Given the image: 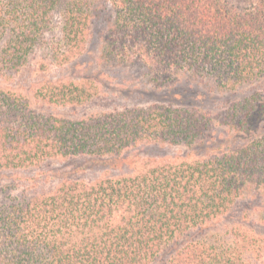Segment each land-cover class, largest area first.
I'll list each match as a JSON object with an SVG mask.
<instances>
[{
  "label": "trees",
  "instance_id": "1",
  "mask_svg": "<svg viewBox=\"0 0 264 264\" xmlns=\"http://www.w3.org/2000/svg\"><path fill=\"white\" fill-rule=\"evenodd\" d=\"M97 1L0 0V76L34 57L63 63L83 53ZM109 1L99 61L143 60L163 80L190 74L213 91L249 92L226 101L225 144L189 158L132 153L220 139L211 110L154 103L71 118L0 85V177L55 159L109 165L93 180L64 176L49 191L24 185L26 177L0 184V264H249L240 244L255 247L252 225H264V0ZM99 90L57 79L35 94L78 105ZM117 161L129 170L112 173Z\"/></svg>",
  "mask_w": 264,
  "mask_h": 264
},
{
  "label": "rangeland",
  "instance_id": "2",
  "mask_svg": "<svg viewBox=\"0 0 264 264\" xmlns=\"http://www.w3.org/2000/svg\"><path fill=\"white\" fill-rule=\"evenodd\" d=\"M93 10L95 17L92 19L91 39L83 53L71 61L63 63H50V61L34 57L19 73L1 75L0 85L15 87L26 92L31 96L33 107L39 111L71 118L85 117L96 112L110 111L127 106L139 105L144 107L154 103L173 104L175 106L192 105L214 112L213 117L216 124L214 135L221 134L220 139H212L192 147L186 145H146L142 150L134 151L132 155L183 156L187 154L189 158H197L206 155L213 147L221 145L220 143H223L224 140L227 141V138L224 137L226 129L222 123L226 101L243 97L247 94L246 92H249V87H244L241 91H232V93H220L212 90L213 83L210 80L190 74L169 79L164 78L163 80L165 75L153 74L148 65L143 63V60L130 66H116L115 63L101 62L98 59L99 51L103 44L104 31L109 25L108 19L112 16L114 9L111 1L98 0ZM60 13V8L54 12V19L58 23L61 19ZM49 37H51L50 34ZM43 62L45 63L44 66L42 65ZM149 63L154 68L156 67V71L160 72L161 68L163 69L152 61ZM57 79L85 85L94 84L99 87V91L102 93L93 100L78 105L51 103L35 94L37 87H42L44 83ZM158 83H163V85ZM108 166V163L86 156L65 160L55 159L44 162L39 167L5 171L0 177V184L6 183L10 178L24 179L26 177L28 180H23L24 185L28 183L30 187L37 188L39 191H49L64 176L93 180L102 175ZM124 170L129 169L124 164L121 165L120 161H117L116 165L111 168L112 173ZM34 176L35 178L30 180ZM22 187L28 188V186ZM235 219L234 216L224 221H216L207 229V232L215 234L221 225H229ZM252 229L261 235L256 240L257 244L255 247L247 249L240 244V249L244 251L243 255L246 257L247 263L264 264V225L257 223L252 225Z\"/></svg>",
  "mask_w": 264,
  "mask_h": 264
}]
</instances>
